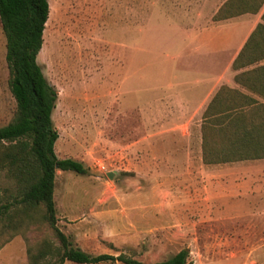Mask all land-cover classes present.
<instances>
[{"label":"rangeland","instance_id":"obj_1","mask_svg":"<svg viewBox=\"0 0 264 264\" xmlns=\"http://www.w3.org/2000/svg\"><path fill=\"white\" fill-rule=\"evenodd\" d=\"M48 1L36 61L58 94L54 152L87 168L55 170L59 229L92 254L125 253L152 263L187 248L190 264H264V216L209 200L197 122L185 127L184 112L140 105L177 82L173 57L184 45L174 24L208 14L222 0L211 7L205 0ZM7 77L0 25V125L15 109ZM14 192L0 172V195ZM44 238L57 244L41 209L31 219L1 217L0 264H28L27 248Z\"/></svg>","mask_w":264,"mask_h":264},{"label":"trees","instance_id":"obj_2","mask_svg":"<svg viewBox=\"0 0 264 264\" xmlns=\"http://www.w3.org/2000/svg\"><path fill=\"white\" fill-rule=\"evenodd\" d=\"M264 0H225L213 20L259 11ZM48 0H0V25L5 38L7 85L15 100L10 120L0 125V172L15 184V192L0 195V218L17 215L31 219L42 210L57 244L44 238L35 250L27 248L28 264H190L189 251L182 248L170 257L152 263L125 253H89L76 246L57 226L53 200L55 170L85 173L84 164L73 158H57L54 143L58 132L51 118L56 89L46 80L36 61L49 19ZM257 23L233 61L246 66L264 58V8ZM248 87L264 90V65L244 71ZM242 80V82L244 81ZM242 94L222 85L202 113V160L213 163L248 157H264V109H243ZM247 101V100H246ZM250 103V100L249 102Z\"/></svg>","mask_w":264,"mask_h":264},{"label":"crops","instance_id":"obj_3","mask_svg":"<svg viewBox=\"0 0 264 264\" xmlns=\"http://www.w3.org/2000/svg\"><path fill=\"white\" fill-rule=\"evenodd\" d=\"M205 1L206 6L210 7L216 2ZM224 1L218 3L208 14L203 11L194 16L192 21L174 24L178 32L177 37L184 45L173 57V71L179 73L176 74L179 77L177 82L167 83L172 90H160L161 95L159 90H154V103L151 102L152 97H146L140 103L143 110L150 109V105L154 104L155 111L171 109L184 112V122L181 125L191 127L196 121V127L201 128L202 113L222 85L235 88L242 94L239 104L243 105V109H264V90L249 88L247 78H235L239 73L264 65V58L246 66L232 67L234 59L257 23L262 22L264 5L255 13L245 12L213 20V15ZM227 51L228 55L221 61V53ZM144 91L147 94L148 90ZM191 114L195 116L194 119ZM199 159L203 180L212 186L210 201L220 207L227 204L232 207L247 206L252 208L256 215L264 216V157L213 163L203 162L202 155ZM223 201H227L226 204Z\"/></svg>","mask_w":264,"mask_h":264}]
</instances>
